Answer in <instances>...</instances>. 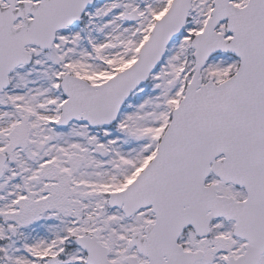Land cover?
<instances>
[{
  "label": "snow or ice",
  "instance_id": "6c2138e0",
  "mask_svg": "<svg viewBox=\"0 0 264 264\" xmlns=\"http://www.w3.org/2000/svg\"><path fill=\"white\" fill-rule=\"evenodd\" d=\"M0 264H264V0H0Z\"/></svg>",
  "mask_w": 264,
  "mask_h": 264
}]
</instances>
